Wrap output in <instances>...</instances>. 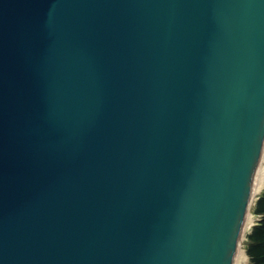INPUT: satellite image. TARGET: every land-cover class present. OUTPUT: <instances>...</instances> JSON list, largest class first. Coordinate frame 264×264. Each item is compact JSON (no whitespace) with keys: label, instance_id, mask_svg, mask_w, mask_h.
Wrapping results in <instances>:
<instances>
[{"label":"water","instance_id":"1","mask_svg":"<svg viewBox=\"0 0 264 264\" xmlns=\"http://www.w3.org/2000/svg\"><path fill=\"white\" fill-rule=\"evenodd\" d=\"M264 153V0H0V264H235Z\"/></svg>","mask_w":264,"mask_h":264},{"label":"trees","instance_id":"2","mask_svg":"<svg viewBox=\"0 0 264 264\" xmlns=\"http://www.w3.org/2000/svg\"><path fill=\"white\" fill-rule=\"evenodd\" d=\"M254 212L260 215L247 236L246 249L250 264H264V191L255 202Z\"/></svg>","mask_w":264,"mask_h":264},{"label":"bare ground","instance_id":"3","mask_svg":"<svg viewBox=\"0 0 264 264\" xmlns=\"http://www.w3.org/2000/svg\"><path fill=\"white\" fill-rule=\"evenodd\" d=\"M264 184V154L261 157V161L259 164V167L257 169L256 175H255V179H254V184H253V188H252V197H251V204L255 195V191L258 189L259 186H262ZM250 204V206H251ZM249 211L247 213V217H246V221H245V225H244V231L246 228H249L251 225L253 226L254 223L249 222ZM251 226V227H252ZM250 227V228H251ZM241 249V246L239 248V250ZM246 254H243L241 256V251L238 252L237 254V259L235 260V264H243L244 261H246Z\"/></svg>","mask_w":264,"mask_h":264},{"label":"rangeland","instance_id":"4","mask_svg":"<svg viewBox=\"0 0 264 264\" xmlns=\"http://www.w3.org/2000/svg\"><path fill=\"white\" fill-rule=\"evenodd\" d=\"M264 154V153H263ZM264 191V184L262 185V186H259L258 187V189L255 191V195H254V198H253V201H252V204H251V206H250V209H249V222H251V223H254V225L257 223L256 221H257V218L258 217H255L253 214H256L255 212H254V208H255V202H256V200H257V198H258V196L262 193ZM252 226V225H251ZM250 226V227H251ZM246 228L245 229V231H244V236H243V240H242V245H241V249L239 250V251H241V256L243 255V254H247V252H246V250L244 249V248H246V242H247V236H248V234L251 232V228ZM245 262H247V261H244V263L243 264H245Z\"/></svg>","mask_w":264,"mask_h":264},{"label":"crops","instance_id":"5","mask_svg":"<svg viewBox=\"0 0 264 264\" xmlns=\"http://www.w3.org/2000/svg\"><path fill=\"white\" fill-rule=\"evenodd\" d=\"M255 217H258L257 218V221H259L258 219L260 218V215L259 214H253ZM256 221V222H257ZM255 223V222H254ZM252 229V228H251ZM245 250H246V252H247V249L246 248H244ZM247 255V257H246V261L247 262H245V264H250V257H249V255H248V253L246 254ZM237 259V258H236Z\"/></svg>","mask_w":264,"mask_h":264},{"label":"built area","instance_id":"6","mask_svg":"<svg viewBox=\"0 0 264 264\" xmlns=\"http://www.w3.org/2000/svg\"><path fill=\"white\" fill-rule=\"evenodd\" d=\"M259 219H260V218H259ZM259 219H258V220H259Z\"/></svg>","mask_w":264,"mask_h":264}]
</instances>
